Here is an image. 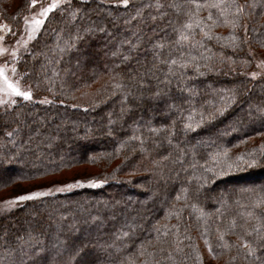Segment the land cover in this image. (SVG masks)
I'll list each match as a JSON object with an SVG mask.
<instances>
[{
  "label": "trees",
  "instance_id": "trees-1",
  "mask_svg": "<svg viewBox=\"0 0 264 264\" xmlns=\"http://www.w3.org/2000/svg\"><path fill=\"white\" fill-rule=\"evenodd\" d=\"M29 5L0 0V24ZM256 58L264 0L53 8L14 61L48 101L0 105V190L80 166L102 183L1 212L0 264H264V181L241 184L264 175Z\"/></svg>",
  "mask_w": 264,
  "mask_h": 264
},
{
  "label": "rangeland",
  "instance_id": "rangeland-1",
  "mask_svg": "<svg viewBox=\"0 0 264 264\" xmlns=\"http://www.w3.org/2000/svg\"><path fill=\"white\" fill-rule=\"evenodd\" d=\"M65 1L66 0H37L35 7L29 5L26 12L20 17V28L17 32L12 29L9 23L0 24V26H3L0 27V105L12 103L16 98L24 99L23 97L16 95V93L13 92V88L18 92H30L32 100L39 102L48 101V96L34 94L29 87L23 85L18 80L14 70V61L25 51L30 41L38 32V29L46 16L43 10L53 4L57 7ZM37 20L41 21V23L37 24ZM249 75L253 78L264 75V59L256 58L254 69ZM9 85L12 87H9ZM142 105V102H138V108L142 107ZM102 134L103 132L101 131V135ZM2 170L4 174L12 171L6 166L3 167ZM86 170L87 168L84 166L74 169L71 168L53 177L19 183L13 187L2 189L0 190V213L24 202L15 201V197L19 195L31 196L33 193H42V195L33 196V198H37L48 194L70 191L79 187L97 186L102 183L97 180L77 179V175L86 172ZM254 181H264V175L254 176V179L244 180L241 184ZM235 185H237V183L231 181L219 182L217 183L216 191L221 192L222 189L234 188ZM136 226L143 229L140 224ZM84 259L85 258H83V260Z\"/></svg>",
  "mask_w": 264,
  "mask_h": 264
},
{
  "label": "snow or ice",
  "instance_id": "snow-or-ice-1",
  "mask_svg": "<svg viewBox=\"0 0 264 264\" xmlns=\"http://www.w3.org/2000/svg\"><path fill=\"white\" fill-rule=\"evenodd\" d=\"M187 2L188 3H193L194 0H187ZM120 3L122 5H124V6H127L129 4V0H120ZM36 4H37V0H30V5L32 7H35ZM158 7H160V5H158ZM169 7L175 8V9H177V11H179V6L178 5L171 4V5H169ZM197 7H200V5H197ZM211 7L215 8V7H217V5L212 4ZM53 8H55L54 4L50 5L48 8H45L43 10L44 14L47 15V13L50 12ZM238 10H242V8L238 7ZM152 19L155 20L156 17H153ZM209 19H211V14L209 15ZM36 23L39 24V23H41V21L37 20ZM0 27H3V26H0ZM181 27L183 29H190V28H192V24L190 22L189 23H185V24L181 25ZM100 31H103V29H100ZM181 37L184 40L188 39V37L183 34V31H181ZM172 63H175V61H172ZM9 87H12V86L9 85ZM13 92L16 93V95L21 96V97H23L26 100L31 99V93L28 92V91L18 92L16 89L13 88ZM153 95L154 96H158L159 94L158 93H153ZM8 135L11 136L12 133L10 132V133H8ZM39 195H42V193H33L31 196H29V195H19V196L15 197V201L31 200V199H33V196H39ZM38 251H39L38 249L34 250V252H38ZM251 251H252V249L249 247V254L251 253ZM25 255H28V253H25Z\"/></svg>",
  "mask_w": 264,
  "mask_h": 264
}]
</instances>
